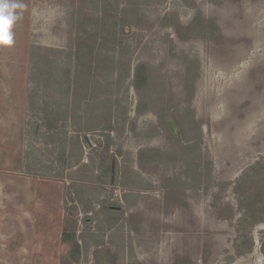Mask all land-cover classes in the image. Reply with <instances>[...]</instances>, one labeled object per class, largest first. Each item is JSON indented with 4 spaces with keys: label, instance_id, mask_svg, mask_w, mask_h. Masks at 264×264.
I'll return each mask as SVG.
<instances>
[{
    "label": "rangeland",
    "instance_id": "1",
    "mask_svg": "<svg viewBox=\"0 0 264 264\" xmlns=\"http://www.w3.org/2000/svg\"><path fill=\"white\" fill-rule=\"evenodd\" d=\"M5 2L17 7L0 69L33 62L70 70L67 86H112L107 109L119 113L121 101L113 127L126 136L120 190L139 198L125 205L124 244L106 241L107 222L83 217L75 259L62 222L43 220L55 210L41 189L55 185L6 174L37 193L31 204L16 185L13 202L12 186H0V231L15 219L18 242L16 252L0 247V264H264V220H246L234 191L264 164V0ZM250 236L252 249L238 254Z\"/></svg>",
    "mask_w": 264,
    "mask_h": 264
},
{
    "label": "crops",
    "instance_id": "2",
    "mask_svg": "<svg viewBox=\"0 0 264 264\" xmlns=\"http://www.w3.org/2000/svg\"><path fill=\"white\" fill-rule=\"evenodd\" d=\"M36 65L32 62L27 69L19 71L15 66L0 69V186H12L14 197L12 194L9 197L14 202L17 188L23 185L26 194L30 193L32 204V193H37L33 183L17 182L6 174H24L36 177V181L50 182L54 188H42L41 195L50 197L47 202L54 207L55 215L43 220H59L63 232L66 217L77 219L76 239L81 249L79 233L83 217L107 222L106 241L111 245L112 242L117 246L124 244L123 230H128L124 221L130 218L124 211L125 205L139 197L136 190L130 195L120 190L123 170L128 166L126 153L118 151L119 146L123 149L126 136L123 139L113 127L123 109L121 101L116 104L119 113H110L107 108L108 102L114 101L112 86L104 82L67 86L70 70L37 69ZM79 115L97 127L92 130ZM132 168L136 170L135 166ZM44 210L53 214L48 207ZM28 214L25 218L28 222L42 220L34 213ZM93 215L98 216L93 218ZM11 217L8 215V219ZM8 219L3 217L5 221ZM13 220L8 234L0 231V247L7 246L10 252H16L18 247L17 224ZM25 232L26 236L31 235L29 229ZM13 245L15 248L10 249Z\"/></svg>",
    "mask_w": 264,
    "mask_h": 264
},
{
    "label": "trees",
    "instance_id": "3",
    "mask_svg": "<svg viewBox=\"0 0 264 264\" xmlns=\"http://www.w3.org/2000/svg\"><path fill=\"white\" fill-rule=\"evenodd\" d=\"M234 191L241 200L240 204L245 208L244 216L246 220H251L250 215L252 217L258 216L264 220V164L262 162L235 184ZM77 225V219L66 217L62 232V241L72 244L71 254L75 259L81 256V247L76 239ZM251 237L243 239L242 242L236 245L238 254L252 249L254 242Z\"/></svg>",
    "mask_w": 264,
    "mask_h": 264
},
{
    "label": "clouds",
    "instance_id": "4",
    "mask_svg": "<svg viewBox=\"0 0 264 264\" xmlns=\"http://www.w3.org/2000/svg\"><path fill=\"white\" fill-rule=\"evenodd\" d=\"M15 7L16 4L9 5L5 0H0V41L5 43L11 42L9 29L15 19L12 12Z\"/></svg>",
    "mask_w": 264,
    "mask_h": 264
},
{
    "label": "water",
    "instance_id": "5",
    "mask_svg": "<svg viewBox=\"0 0 264 264\" xmlns=\"http://www.w3.org/2000/svg\"><path fill=\"white\" fill-rule=\"evenodd\" d=\"M171 126H172L173 131H174V126L172 125V123H171ZM112 181H114V174H112Z\"/></svg>",
    "mask_w": 264,
    "mask_h": 264
},
{
    "label": "flooded vegetation",
    "instance_id": "6",
    "mask_svg": "<svg viewBox=\"0 0 264 264\" xmlns=\"http://www.w3.org/2000/svg\"><path fill=\"white\" fill-rule=\"evenodd\" d=\"M169 123H170V125H171V122L169 121ZM171 128H172V126H171ZM173 129V128H172ZM262 247H264V244H263V246Z\"/></svg>",
    "mask_w": 264,
    "mask_h": 264
}]
</instances>
